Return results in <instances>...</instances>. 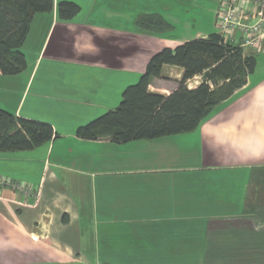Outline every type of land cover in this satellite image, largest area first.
Masks as SVG:
<instances>
[{
  "label": "crops",
  "instance_id": "1",
  "mask_svg": "<svg viewBox=\"0 0 264 264\" xmlns=\"http://www.w3.org/2000/svg\"><path fill=\"white\" fill-rule=\"evenodd\" d=\"M59 1L33 15L26 67L0 74V107L56 132L0 152V264H264V71L191 131L81 139L76 127L115 107L152 54L188 38L174 30L184 10L177 0H67L79 11L63 20ZM218 5L194 38L218 31ZM150 14L171 28L140 27ZM180 76L165 65L149 89L167 94Z\"/></svg>",
  "mask_w": 264,
  "mask_h": 264
},
{
  "label": "trees",
  "instance_id": "2",
  "mask_svg": "<svg viewBox=\"0 0 264 264\" xmlns=\"http://www.w3.org/2000/svg\"><path fill=\"white\" fill-rule=\"evenodd\" d=\"M52 8L53 0H0V74H17L26 67L21 48L31 19L35 13ZM78 11L79 5L73 1L57 4L60 19L68 20ZM137 24L152 31L171 28L156 14L139 17ZM254 53L225 41L218 31L163 47L149 58L138 81L124 88L119 103L78 125L75 135L85 140L124 143L191 131L214 106L245 86L255 70ZM165 65L181 69L176 87L167 94L150 90L151 80L161 77ZM197 75L198 84L188 87V80ZM55 135L50 123L0 107V152L32 149Z\"/></svg>",
  "mask_w": 264,
  "mask_h": 264
},
{
  "label": "built area",
  "instance_id": "3",
  "mask_svg": "<svg viewBox=\"0 0 264 264\" xmlns=\"http://www.w3.org/2000/svg\"><path fill=\"white\" fill-rule=\"evenodd\" d=\"M218 4L216 26L225 41L245 50L264 49V0H219Z\"/></svg>",
  "mask_w": 264,
  "mask_h": 264
},
{
  "label": "rangeland",
  "instance_id": "4",
  "mask_svg": "<svg viewBox=\"0 0 264 264\" xmlns=\"http://www.w3.org/2000/svg\"><path fill=\"white\" fill-rule=\"evenodd\" d=\"M218 1L219 0H177V4H181L184 10V23L179 27L174 28L175 32H182L183 34L188 36V38H182L185 41L187 39H191L190 37H193L192 35L195 34L198 30H201L207 26V29H209V22L211 18L210 16L212 14V10L217 7ZM255 57L257 63L253 76H258L264 71V54L256 53Z\"/></svg>",
  "mask_w": 264,
  "mask_h": 264
}]
</instances>
